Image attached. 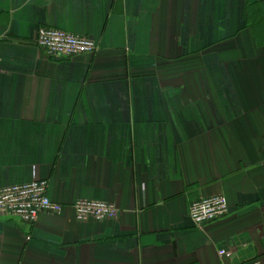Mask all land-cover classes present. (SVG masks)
Returning a JSON list of instances; mask_svg holds the SVG:
<instances>
[{
  "label": "crops",
  "instance_id": "crops-1",
  "mask_svg": "<svg viewBox=\"0 0 264 264\" xmlns=\"http://www.w3.org/2000/svg\"><path fill=\"white\" fill-rule=\"evenodd\" d=\"M41 26L97 49L49 55ZM34 178L63 209L0 215V264H264V0H0V188Z\"/></svg>",
  "mask_w": 264,
  "mask_h": 264
},
{
  "label": "built area",
  "instance_id": "built-area-1",
  "mask_svg": "<svg viewBox=\"0 0 264 264\" xmlns=\"http://www.w3.org/2000/svg\"><path fill=\"white\" fill-rule=\"evenodd\" d=\"M34 44L38 49L58 58L93 53L97 43L86 36L76 35L63 29L41 26L34 35ZM49 182L37 179L0 188V215H10L23 222L33 224L40 213H60L63 205L48 195ZM78 221L95 220L98 222L115 220L120 215L119 208L111 202L98 200H78L73 204ZM229 211L226 197L214 194L194 201L189 208V216L197 227L224 217ZM221 257L231 258L232 250L219 248ZM238 264H260L252 259Z\"/></svg>",
  "mask_w": 264,
  "mask_h": 264
}]
</instances>
